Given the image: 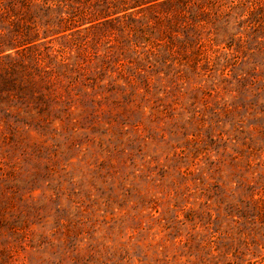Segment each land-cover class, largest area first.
I'll use <instances>...</instances> for the list:
<instances>
[{
    "label": "rangeland",
    "instance_id": "rangeland-1",
    "mask_svg": "<svg viewBox=\"0 0 264 264\" xmlns=\"http://www.w3.org/2000/svg\"><path fill=\"white\" fill-rule=\"evenodd\" d=\"M0 264H264V0H0Z\"/></svg>",
    "mask_w": 264,
    "mask_h": 264
}]
</instances>
